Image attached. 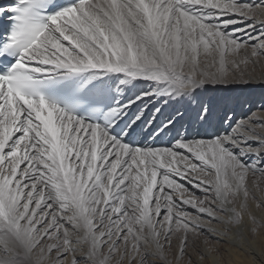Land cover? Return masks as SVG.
Listing matches in <instances>:
<instances>
[{
	"label": "snow or ice",
	"instance_id": "6c2138e0",
	"mask_svg": "<svg viewBox=\"0 0 264 264\" xmlns=\"http://www.w3.org/2000/svg\"><path fill=\"white\" fill-rule=\"evenodd\" d=\"M264 0H0V264L264 255Z\"/></svg>",
	"mask_w": 264,
	"mask_h": 264
},
{
	"label": "bare ground",
	"instance_id": "6f19581e",
	"mask_svg": "<svg viewBox=\"0 0 264 264\" xmlns=\"http://www.w3.org/2000/svg\"><path fill=\"white\" fill-rule=\"evenodd\" d=\"M206 95H226L232 98H236L242 102L238 108V111H240V107H242V105L246 101H249V103H251V106L258 105L260 100L264 98V89L255 86L250 88H241L234 86L227 92H210ZM247 106L246 108L248 109ZM246 108L244 111H247ZM224 248L226 249L224 252H226L227 255H225V261H221V264H264V255H262L259 250H256V259L253 260V257L251 255L243 254L242 252L229 248L226 245L224 246Z\"/></svg>",
	"mask_w": 264,
	"mask_h": 264
},
{
	"label": "rangeland",
	"instance_id": "374dc122",
	"mask_svg": "<svg viewBox=\"0 0 264 264\" xmlns=\"http://www.w3.org/2000/svg\"><path fill=\"white\" fill-rule=\"evenodd\" d=\"M248 104H249V105H248ZM247 105H248V106H247ZM246 106H247V107H250V106H251V103H249V101L244 102V104L242 105V107H240V109H241L240 111H244L245 108H246ZM246 109H247V108H246ZM225 255H227L226 252H224V258H223V261H225V258H226ZM223 261H222V262H223Z\"/></svg>",
	"mask_w": 264,
	"mask_h": 264
}]
</instances>
